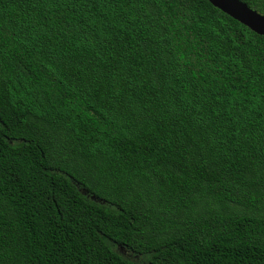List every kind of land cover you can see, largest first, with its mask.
I'll use <instances>...</instances> for the list:
<instances>
[{
    "label": "trees",
    "instance_id": "trees-1",
    "mask_svg": "<svg viewBox=\"0 0 264 264\" xmlns=\"http://www.w3.org/2000/svg\"><path fill=\"white\" fill-rule=\"evenodd\" d=\"M0 264H264V36L207 0H0Z\"/></svg>",
    "mask_w": 264,
    "mask_h": 264
},
{
    "label": "water",
    "instance_id": "water-1",
    "mask_svg": "<svg viewBox=\"0 0 264 264\" xmlns=\"http://www.w3.org/2000/svg\"><path fill=\"white\" fill-rule=\"evenodd\" d=\"M253 32L264 36V13L257 11L242 0H207Z\"/></svg>",
    "mask_w": 264,
    "mask_h": 264
}]
</instances>
